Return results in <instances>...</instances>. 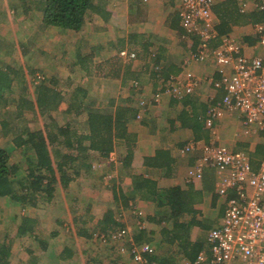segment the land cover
I'll return each instance as SVG.
<instances>
[{
  "label": "trees",
  "instance_id": "obj_1",
  "mask_svg": "<svg viewBox=\"0 0 264 264\" xmlns=\"http://www.w3.org/2000/svg\"><path fill=\"white\" fill-rule=\"evenodd\" d=\"M34 1L42 13V21L45 26L74 32H80L88 16L92 17L95 13H100L101 9L97 0ZM263 18L255 14L250 18L242 19L245 20L243 22L246 24L256 23ZM223 23L222 27L225 26V21ZM2 48L3 46L0 44V106H8L11 101L7 94L12 90L16 70L2 61L1 56L10 53V51H4ZM81 55L80 52L77 53L76 63L84 66L90 74L93 71L91 68L93 56L83 57ZM107 65L109 66L110 63L106 64V70H110ZM120 66L122 67V64L115 63L111 69L118 71ZM125 69V79H133L132 88L136 90L138 81L135 80L130 65H126ZM99 70L104 71L105 67L100 66ZM119 71L121 72L122 68ZM109 75L111 74H107V76ZM116 76L118 74L110 77ZM57 81L56 76L51 80H47V78L41 80L36 85L35 99L21 96L19 100L17 99L16 113H11L8 110V118L2 122L3 127L6 128L10 124L9 117L24 118L25 109H28L34 114L35 119L42 122V127L34 129L27 124L14 137L16 152L25 157L24 164L23 161H17L13 158V151H8L5 147L0 146V200L8 198L15 206L21 205L22 207L26 205L37 206L40 198L51 201L55 198L59 187L68 188L71 182L83 172L91 170L90 151H96L102 157L107 158L118 144L125 146L126 154L122 160L123 169L134 171L137 166L146 168V165L166 170L171 169L172 157L168 151L159 150L153 157L140 155L137 151L138 135L130 130V123L138 121L140 124H144L146 122V103H142L144 101L141 102L137 99L135 103L133 97L129 96L125 102L114 107L115 99L112 98L109 104L110 108L105 109L99 107L96 101L89 98V92L86 88L77 86L71 93V100L66 112L77 115L87 114L85 125L88 132L81 133L69 123L66 125L59 124L53 115V112L66 99L62 92L55 87ZM135 90H133V94L137 91ZM251 156L254 166L257 167L259 159L264 156V143L258 144ZM21 169L23 172L20 175ZM130 177L131 184L128 185L127 190H124L117 183L113 184L115 200L122 199L125 207H132L130 203H136L139 200L144 202L146 200L156 201V205L161 209L168 206L169 211L165 212L161 219H158V223L164 226V241L170 245L168 249L177 245L185 259L195 260L198 254L206 248L207 240L204 234L195 235L198 230L193 234L192 228L196 227L200 230H210L211 228L209 223H204L197 218L198 211L194 208L197 199V195H194L195 191H186L180 186H172L163 191L158 188L156 181L146 178V173L132 172ZM90 208L89 206L87 213L91 212ZM186 215H189L190 219L183 220ZM89 216L92 218L93 214ZM75 221L84 224L87 222L82 215L71 220L73 224ZM58 222L63 224L64 220L60 219ZM39 224L36 218L27 215L22 216L21 223L17 227V236L20 238L33 237L46 248L47 245L42 243L37 233ZM88 226L87 224L85 227L77 229L73 225L72 231L77 236L91 240L96 232L92 233L89 229L90 226ZM125 227V222L119 220L112 209H109L97 222L100 235L104 234L107 238ZM143 233L141 236H137L138 243H143ZM12 247L13 243L10 241L6 239L0 241V264H12ZM76 254L73 246H65L62 250L61 259L70 261ZM152 259L159 264H174L171 259H161L157 252ZM96 263L99 264L98 260Z\"/></svg>",
  "mask_w": 264,
  "mask_h": 264
},
{
  "label": "crops",
  "instance_id": "obj_2",
  "mask_svg": "<svg viewBox=\"0 0 264 264\" xmlns=\"http://www.w3.org/2000/svg\"><path fill=\"white\" fill-rule=\"evenodd\" d=\"M215 1L214 17L217 23L216 28L219 37L210 42L211 47H217L221 43V38L228 34H234L242 41L252 46L255 43V38L252 35L255 23L245 24L243 22L245 20L242 18L247 19L255 14L264 17V12L257 9V4L261 3V0ZM121 2L125 3V0H104L99 3L101 6L100 13H95V16L99 19L95 18L93 20L94 22L90 24L94 30L90 29L91 27L88 28L89 22L88 20L86 21L81 30L84 35L82 34L83 36L79 41L82 48H79V52L83 57L89 55L93 56L91 68L94 72L92 71L93 73L91 72L89 74L84 66L79 65V67L81 71L84 72L86 78L88 77L91 81L96 79V81H94L97 82L99 86L104 85L103 81H111L113 83H120L121 87L125 81V66L130 65L131 72L135 75V80L139 82H137V88L135 86L136 91L132 88L134 80L130 79L131 81L133 80L131 82V90L137 92L136 95L138 96V100L141 102L144 101L142 103H146V122L141 126L143 127V132L145 131L146 133V153L144 156L153 157L159 150H164L168 151L172 157L171 169L169 170L146 165V168L137 166L134 172L146 173V178L156 181L158 188L163 191L172 186H180L182 189L190 192L194 190V195H197L194 204V208L198 211L197 218L204 223H209L213 229L222 224L226 208V199L217 193V171L212 166H206L204 167V173L201 178L191 179L189 177V171L196 165L198 159L203 154V150L202 148L196 150L185 149L193 141H197L200 144L218 142L234 150H242L240 147H243V149L246 147L248 149L246 151L252 155L257 145L264 143V133H257L256 136L262 137L259 139L263 141L258 144H239L238 146L240 147L230 145V143L225 140V135L232 129L233 125L241 123V115L239 113H226L220 118L215 124L217 132L215 134L211 130L206 129L205 121L211 104H222V98L225 94L224 90L217 91L213 88L210 77L212 75L218 77V74L214 72L215 66L212 62L202 64L191 62L189 64V69L201 80V86L195 93L186 95L183 99H176L169 95H163L162 100L159 103H155L153 101L154 95L161 90L163 85L162 82L169 79L172 75H181L185 72V61L191 54L197 51L200 39L198 36H189L186 34L178 13L180 0H146V5L142 0H128L130 6H127L130 8L126 10L122 6V12L119 10V6H117V3L121 4ZM244 4L246 5L245 11H243ZM263 20L264 18L256 23ZM223 21H225L224 27H222V25H224ZM176 26L178 27L176 28ZM81 32L79 33L81 34ZM122 33L123 35L121 36L120 34ZM124 34H126L125 37ZM93 35L95 38L102 40L98 42L99 44L95 43V46L90 45L89 47V41L93 43ZM250 41L253 42L251 43ZM124 51L127 52V55H122ZM132 53L135 54V57H131ZM107 63H110L109 66L107 65L110 70H106ZM115 63L122 64V67L120 66L122 68L121 72L119 71L121 68L118 71L111 69ZM100 66H103V68L105 67V70H99ZM140 72L145 75L146 81H150V86L146 84L144 87L140 80L137 79ZM107 74H118V76L112 78L110 77L111 75L107 76ZM78 86L86 88L90 95L92 85L88 83V85L80 84ZM135 93L129 96L134 97ZM120 104L115 100L114 107ZM137 124L138 121L131 122L130 130L138 135L137 151L142 155L140 147L141 136ZM245 132L249 133L248 131ZM263 158L264 156L259 159V163ZM230 195H232L231 190ZM51 201H54V199ZM206 205H209L211 208L210 211L206 207L209 210L207 213H205L204 210V206ZM147 207L152 209L148 210ZM168 209V206L161 209L156 205V201L146 200V241L143 240V243L146 242L151 243L153 246L155 245V237H151V234H154V231L151 230L153 228L152 226L158 223V219H161L164 213L169 211ZM30 217L38 219L35 216L30 215ZM20 218L22 220V217ZM60 219L61 218H57V222ZM188 219H190L189 215L183 218V220ZM158 224L159 242L160 244L163 242L165 243L163 234L164 226L160 223ZM196 230H198V233L201 232L200 229L193 227L192 233L195 234ZM210 230H204L207 232L205 235L206 240ZM40 232L41 231L38 229L37 233L39 234ZM142 232H144V235L145 230L142 229L140 234ZM55 235L58 237L60 235L59 231H52L51 236L54 237ZM132 237L138 242L136 240L137 235H132ZM35 241L36 243H40L39 240ZM128 242L129 245H131L129 240ZM42 243L47 246L45 248L40 244L38 253L34 250L29 251L31 254L30 258H33L31 261L32 264H39L42 253L46 254L52 251L51 244L49 245L47 242L45 243L43 241ZM167 245L170 246L168 243ZM65 246L70 245L65 244L64 247ZM64 247L60 250V253L56 255L58 258L57 264H68V261L61 259ZM170 252H173V254L176 253L179 256L178 264H183L185 258L182 253H180V249L177 245L171 247V249L169 248L168 251L162 255L158 253L157 255L161 257V259L167 258L173 261V258L168 254ZM95 260L97 261L99 259L96 258ZM96 261L95 264H97ZM98 262L99 264L101 263L100 261Z\"/></svg>",
  "mask_w": 264,
  "mask_h": 264
},
{
  "label": "rangeland",
  "instance_id": "obj_3",
  "mask_svg": "<svg viewBox=\"0 0 264 264\" xmlns=\"http://www.w3.org/2000/svg\"><path fill=\"white\" fill-rule=\"evenodd\" d=\"M102 1L104 0H97L98 3ZM142 1L146 5V0ZM127 5L130 6L128 0H125V3H117L121 12L123 7L129 10L130 7ZM95 18L99 19L95 15L88 16V28L91 27L90 24L94 22ZM90 29L94 30L92 27ZM82 34L84 35L83 32L80 34L71 30L45 26L42 21V13L38 10L34 0H0V44H2L4 51H10L8 55L1 57L4 63L11 65L16 70L12 90L7 94L11 103L8 106H0V146L5 147L8 151H13V158L17 161H23V164L25 157L16 152L14 137L25 125L28 124L31 128L37 129L42 127V122L35 119L34 114L28 109H25L24 118L9 117L10 124L8 127H3L2 122L8 118V110L11 113H16L17 99L19 100L21 96L35 99L36 85L44 78L51 80L56 76L58 81L55 83V87L66 98L53 112L57 122L61 125L69 123L81 133L88 132L85 125L87 114L77 115L66 112L71 100V93L78 85H88V83L92 85L89 98L96 101L99 107L105 109L110 108L109 104L112 98L120 104L125 102V99L133 93L130 79H125L123 86L120 87V83L111 81H103L104 85L99 86L95 82L96 79L91 81L88 77L86 78L79 67L80 64L76 63L77 53L82 49L81 43H79ZM120 35L122 36L123 33ZM125 36L126 34H124ZM92 37H94L93 43L89 41V47L90 45L95 46V43L102 40L95 38L94 35ZM137 79L144 87L146 84L149 85L150 81H146L142 72ZM137 99L138 96L135 95L133 102L136 103ZM137 125L141 136V152L144 155L146 153V133L143 132L142 124L138 122ZM256 135L257 132L245 127L241 122L233 125L232 129L225 135V140L230 145L237 147H240L239 144L245 143L255 145L262 141L259 139L262 137ZM240 148L245 151L248 150L246 147ZM90 153L91 170L83 172L71 182L68 188L59 187L54 201H46L40 198L37 206L26 205L22 207L21 205L15 206L8 198L0 200V241L6 239L13 243L12 264H32L33 258H30L29 251L34 250L38 253L40 247V243H36L33 237L20 238L17 236L16 230L21 221L20 217L25 215L35 216L39 219L40 239L49 245L51 244L52 251L50 253L41 252L42 257L39 264H57L56 255L60 253L65 244L73 246L77 252L74 258L68 261V264H95L94 259L96 258L99 259L100 264H129L132 262L128 252L130 247L128 238L115 243L104 242L100 238L99 229H97V222L100 217L112 209L116 217L125 222L132 235L140 236V231L144 229L145 234L142 235V239L146 241V202L139 200L136 203L131 202L132 207H125L122 199L116 201L114 197L113 184H120L124 190H127L128 185L131 184L130 173L134 172L122 168V160L126 154L125 146L118 144L107 158L102 157L96 151H90ZM22 172L21 169L19 174L21 175ZM89 206L91 212L87 213ZM206 207L211 209L209 205L204 206L205 213L209 211ZM147 209L152 208L147 207ZM91 214H93L92 218L89 216ZM80 215L87 221L86 224L80 221H75L73 224L71 220L80 217ZM57 218L64 220V223L59 224ZM87 224L92 233L96 232L91 240L73 233V225L78 229ZM152 227L151 230L154 231V234H151V237H155L156 252L162 255L168 251V245L166 242L161 244L159 242V224L156 223ZM56 230L59 231L60 235L52 237V231ZM203 234L206 235L207 232L201 230L195 235L201 236ZM122 248L125 249V252H122ZM168 254L173 258L175 264L179 263V256L176 253L170 252Z\"/></svg>",
  "mask_w": 264,
  "mask_h": 264
},
{
  "label": "built area",
  "instance_id": "obj_4",
  "mask_svg": "<svg viewBox=\"0 0 264 264\" xmlns=\"http://www.w3.org/2000/svg\"><path fill=\"white\" fill-rule=\"evenodd\" d=\"M215 2L180 0L178 13L182 26L187 35L198 36L200 42L197 51L186 59L185 72L163 81L153 101L159 103L163 95L183 99L195 93L201 80L189 69V64L212 62L218 74V77H210L213 88L224 90L225 94L222 104H211L206 129L215 134V124L220 118L226 113H239L245 127L264 133V20L253 26L255 43L252 46L228 34L213 48L210 42L219 37ZM245 9L244 4L243 11ZM257 9L264 12V0L257 4ZM198 148H202L203 154L190 169L189 177L201 178L204 167H214L218 176L217 193L226 199V208L222 224L207 235V247L195 260L185 259L183 264H264V158L256 168L249 152L218 142L200 144L193 141L185 150ZM100 238L114 243L128 238L131 264H159L152 259L156 248L151 243L136 242L128 227L108 238L101 234Z\"/></svg>",
  "mask_w": 264,
  "mask_h": 264
}]
</instances>
